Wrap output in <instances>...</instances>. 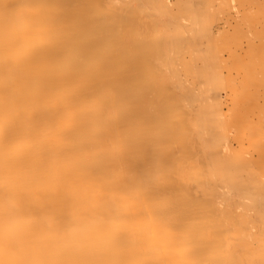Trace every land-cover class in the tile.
<instances>
[{"label":"bare ground","instance_id":"bare-ground-1","mask_svg":"<svg viewBox=\"0 0 264 264\" xmlns=\"http://www.w3.org/2000/svg\"><path fill=\"white\" fill-rule=\"evenodd\" d=\"M0 264H264V0H0Z\"/></svg>","mask_w":264,"mask_h":264}]
</instances>
